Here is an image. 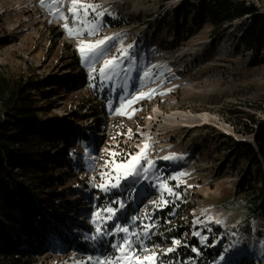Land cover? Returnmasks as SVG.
Returning <instances> with one entry per match:
<instances>
[{
	"label": "rangeland",
	"instance_id": "374dc122",
	"mask_svg": "<svg viewBox=\"0 0 264 264\" xmlns=\"http://www.w3.org/2000/svg\"><path fill=\"white\" fill-rule=\"evenodd\" d=\"M183 1L199 2L80 0L99 5L97 11L106 14L99 18L101 26L94 35L70 36L64 23L79 27L68 12L71 0H45L44 4L40 0H0V38H8L0 43V74L13 78L34 72L38 78L46 77L48 99L43 102L45 110L37 114L50 119L61 116L87 131L90 138L83 142L79 134L67 139L73 167L58 187L67 188V201L45 212L46 241L26 259L28 264H95L98 258L113 255L110 242L118 237L95 241L88 237L94 234L91 213L115 200L125 204L118 213L120 223H131L130 217L145 211L153 214L157 227L151 241H146L148 247L158 244L166 249L171 247V239L181 240L177 252L162 258L165 264H215L222 250L233 244L227 264H264V214L258 212L252 218L246 213L252 190L262 189L264 196V157L257 153L263 181H255L256 165L237 159L230 148L249 143L256 150L254 136L264 129V60L238 40L253 14L215 25L208 17L196 24L190 13L185 30L176 31L164 21L174 20L173 11ZM244 1L254 5L263 22L264 0ZM53 11L63 12L67 20L54 16ZM105 36L114 39L94 67L98 70L119 48L133 45L132 57L123 66L132 64V70L101 87L98 79L90 78L78 43ZM144 72L150 74L141 79ZM55 75L63 80L56 91L50 84ZM153 89L155 94L134 104L124 99ZM41 101L38 96L36 102ZM122 103L126 107L121 109ZM4 112L0 103V122L13 131L8 123L11 117ZM149 124L152 128H147ZM146 141L148 158L157 165L152 180L125 183L108 193L93 186L101 183L102 166L111 159L108 153L135 154ZM169 154L175 158L159 159ZM89 161H94L91 168ZM18 170L13 168L15 173ZM62 172L61 168L55 170L56 174ZM179 173L187 175L179 181L168 179ZM156 177L167 180L171 187L180 182V199L167 197L174 203L155 209L150 202L160 196ZM16 178L20 180L19 175ZM203 210L213 220L195 230L208 237L206 243L193 236V221ZM216 219L223 222L216 224ZM116 222H109V228ZM193 241L199 246H193ZM251 248L256 254L249 256ZM207 254L213 257L206 258Z\"/></svg>",
	"mask_w": 264,
	"mask_h": 264
},
{
	"label": "trees",
	"instance_id": "16d2710c",
	"mask_svg": "<svg viewBox=\"0 0 264 264\" xmlns=\"http://www.w3.org/2000/svg\"><path fill=\"white\" fill-rule=\"evenodd\" d=\"M173 13L174 20L164 21V24L176 31L185 30L190 13L196 24L204 23L208 17L215 25L253 14L251 24L238 40L264 60V21L259 20L253 4L244 0H199L197 4L183 1ZM179 19L181 24H178ZM6 41L8 38H0V43ZM67 64L76 69L70 62ZM35 75L33 72L11 78L0 74V103L5 115L11 117L9 125L14 128L11 131L0 122V264H28L26 259L30 254L44 245L45 212L53 210L58 202H66L69 194L67 188L58 189L73 167L67 139H71V135L78 138L79 134L83 142L89 138L87 131L69 124L61 116L50 119L37 114L36 111L45 110L43 102L48 99L49 90L46 77ZM61 81L60 75L51 79L54 91L61 87ZM38 96L43 101L37 103ZM250 119L255 123L252 117ZM254 140L256 150L249 143L230 148L237 159L244 158L256 165L257 176H253V180L263 181L257 153L264 157V129L255 134ZM14 167H19L18 173L13 172ZM59 168L63 169V174L55 173ZM248 201V217L254 218L258 212L264 214L262 189L252 190ZM191 243L199 246L196 241Z\"/></svg>",
	"mask_w": 264,
	"mask_h": 264
},
{
	"label": "snow or ice",
	"instance_id": "6c2138e0",
	"mask_svg": "<svg viewBox=\"0 0 264 264\" xmlns=\"http://www.w3.org/2000/svg\"><path fill=\"white\" fill-rule=\"evenodd\" d=\"M41 4L45 3V0H40ZM55 3L56 0H53ZM78 5V7H77ZM99 5L92 3H81L80 0H71V6L68 12L72 15L74 24H78L79 27H69L67 23H64L63 27L68 31L70 36L72 35H94L100 25L99 18L106 14V11H97ZM91 10L92 19H89ZM83 13V16L80 15ZM53 15H59L60 18L67 20V16L63 12L53 11ZM114 37L105 36L102 39L95 41L80 40L78 43V51L80 53L82 62L89 67L90 78L92 80H99L101 87H107L109 82L113 81L115 77L121 76V73L129 74L132 70V64L123 67L131 57V48L133 45H129L127 49L121 47L117 50V54L110 59H105L101 67L97 70L94 64L102 56L105 55L109 42ZM134 63V61H133ZM149 72H144L141 79L149 76ZM95 86V85H94ZM155 94V90H150L148 93H140L137 96H133L130 99L125 97L127 104H134L137 100L146 98ZM126 107V104H121V109ZM121 109H116L120 112ZM131 131V130H129ZM149 148V142L139 148L135 154H125L118 152L108 153L111 157L110 160H106L102 166L100 172L101 183L94 184L93 186L99 189L101 192L108 193L114 189L123 187L125 183H140L141 181L152 180L157 171L156 161L148 158L147 149ZM175 158V154H169L159 159L169 161ZM89 168L94 166V161L88 162ZM187 175L186 173H179L176 176L168 177L169 180L179 181V178ZM157 187L160 191L158 201L150 202L155 209H162L174 203V200H170L167 197H174L175 200L180 199L181 193L177 190L180 187L178 182L175 187L169 186L167 180H162L156 177ZM190 187V186H189ZM125 208V204L121 200H115L109 202L106 206L97 207L95 211L91 213V223L94 225V234L89 236L88 239L93 241L100 240L103 237H118L115 242L111 243V248L114 250L113 255L98 258L95 264H165L162 259L169 253L177 252L181 247L180 239H171V247L166 249L161 248L158 244H153L152 247H148L147 242L151 241L153 235V229L157 227V224L153 218L151 212L145 211L139 215H133L130 217L131 223H120L118 213ZM208 210H203L201 216L197 217L193 221L194 231L193 236L199 237L202 242L206 243L208 237L203 235L200 231H196L195 228L198 225L212 222L213 218L207 215ZM117 221L113 227L109 228V222ZM223 221L216 219V224H221ZM219 243V240H217ZM214 246V245H213ZM229 245L222 250V254L219 260L215 264H227V253L230 247ZM193 252H197V248H192ZM92 258L89 257V260Z\"/></svg>",
	"mask_w": 264,
	"mask_h": 264
},
{
	"label": "bare ground",
	"instance_id": "6f19581e",
	"mask_svg": "<svg viewBox=\"0 0 264 264\" xmlns=\"http://www.w3.org/2000/svg\"><path fill=\"white\" fill-rule=\"evenodd\" d=\"M196 117L199 119V120H201L202 119V115H196ZM147 128H152V124H149L148 126H147ZM133 199H135L134 197H133ZM253 230L254 231H257L258 230V227H257V225L254 223L253 224ZM263 235H264V228H263ZM248 253V255L250 256V255H252V254H256V251L254 250V248H251V249H249L248 251H247ZM256 256V255H255ZM254 256V257H255Z\"/></svg>",
	"mask_w": 264,
	"mask_h": 264
}]
</instances>
